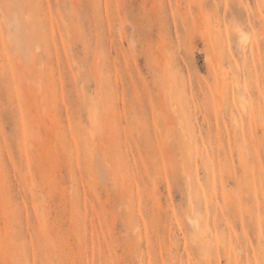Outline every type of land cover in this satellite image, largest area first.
<instances>
[{
  "label": "rangeland",
  "instance_id": "1",
  "mask_svg": "<svg viewBox=\"0 0 264 264\" xmlns=\"http://www.w3.org/2000/svg\"><path fill=\"white\" fill-rule=\"evenodd\" d=\"M0 264H264V0H0Z\"/></svg>",
  "mask_w": 264,
  "mask_h": 264
},
{
  "label": "bare ground",
  "instance_id": "2",
  "mask_svg": "<svg viewBox=\"0 0 264 264\" xmlns=\"http://www.w3.org/2000/svg\"><path fill=\"white\" fill-rule=\"evenodd\" d=\"M187 154L190 155V152L188 151Z\"/></svg>",
  "mask_w": 264,
  "mask_h": 264
}]
</instances>
